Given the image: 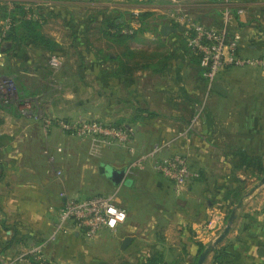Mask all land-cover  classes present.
Here are the masks:
<instances>
[{
    "label": "crops",
    "instance_id": "crops-1",
    "mask_svg": "<svg viewBox=\"0 0 264 264\" xmlns=\"http://www.w3.org/2000/svg\"><path fill=\"white\" fill-rule=\"evenodd\" d=\"M154 2L107 0L103 3L109 10L108 15L112 14L111 18L121 15L128 18L132 14L135 16L136 11L140 18L143 14L154 16L161 10L164 15H170V9H160ZM16 4L32 10L34 15L30 16L43 24V33L58 41L45 32L44 25L45 20L53 16V9L58 7L57 0H0V26L7 22L2 18V7L7 5L12 9ZM236 5L246 10L244 14L234 15L238 32L232 33L241 35L240 52L258 56L264 52V0H236ZM41 6H50L51 10L41 9ZM215 8L221 17L216 5ZM168 24L181 25L177 19H170ZM72 33L78 38L87 37L91 32ZM147 33L150 35L147 37L158 39L154 32L145 31V35ZM174 33H170V38ZM170 38H163V42ZM131 48L170 52L173 56L168 53V58H180V61L173 73L166 76L162 74L164 67L160 68V75H157L160 78L155 77L152 85L146 87L148 82L142 77L122 73L121 62L119 64L117 59L126 64L125 55H110L107 116L123 118V121L107 122L134 126L138 152L152 149L161 139L174 140L164 155L185 156L192 170L200 176L191 179L186 190L178 194L173 182L157 172L151 163L145 169L129 170L128 163L136 154H128L126 147L112 145L92 153L89 138L78 139L62 131L55 122L47 127L45 120L48 118L71 120L79 116L50 104L56 95L47 93L43 86L56 80L53 72L58 68L50 66L49 74L48 53L29 41L0 39V86L5 79L11 78L20 88L9 103L3 102L0 90V264H9L36 243L33 239L43 240L46 236L43 242L45 257L54 264L70 262L60 250L69 240L85 236L83 230L70 223L56 240H49L59 220L64 201L60 193L64 190L78 199L115 195L116 202L128 210V218L116 232H110L122 243L127 236L134 237L126 250L135 253V260L140 256L141 240L146 238L150 241V251L160 253L168 264H197V242L209 245L227 222L228 209L232 206L223 196L228 191L244 192L238 218L218 246L227 250L228 257L214 263L212 252L205 264H264V254L260 251L264 248V185L259 186L264 176V70L259 76L253 74V78L244 79L221 71L215 82L227 89L228 93L222 94L214 89L208 91L199 58L190 50L184 52L177 44L158 47L134 44ZM167 64L170 66L171 62L168 60ZM250 84H259L261 90H251L247 86ZM204 96L210 99L207 107L200 104ZM199 107L203 110L198 123L178 138L180 132L189 128ZM129 118L132 122L127 121ZM101 154L107 157L95 158L94 165L92 157ZM107 166L126 169V182L116 185L105 173ZM57 169L63 170L62 176L57 174ZM86 170H90L88 174ZM103 177L106 183H94L95 178L98 181ZM123 189L127 190L126 198H131L134 208L124 202ZM143 189L152 191L156 206L148 205L136 211L138 202L147 204L142 201ZM134 258L129 261L133 263ZM145 259L144 256L140 258Z\"/></svg>",
    "mask_w": 264,
    "mask_h": 264
},
{
    "label": "rangeland",
    "instance_id": "rangeland-1",
    "mask_svg": "<svg viewBox=\"0 0 264 264\" xmlns=\"http://www.w3.org/2000/svg\"><path fill=\"white\" fill-rule=\"evenodd\" d=\"M7 1V0H6ZM58 1V7L54 8L52 13L53 16L45 20V32L55 37L59 43V50L54 51L53 53H49L48 58L49 61L53 56H56L61 62L60 67L53 72L56 80H52L47 83L43 88H45L46 92L51 95H56L50 100V104H54L53 106L59 107L62 110H68L69 112L83 116L92 120H101L107 123V120H115L117 122L123 121V118L118 117H110L107 116V107L109 106V100L107 98V64L111 62L112 58L110 55L125 57L124 50L128 51L132 45L145 44L151 46L154 44L155 47L165 45H184L185 48L187 45L185 35L181 33L182 31H175L172 38H170V34L164 36L161 33L162 25L168 24L170 19H177L179 15L190 16L197 22H202L208 25L221 26V17L217 13L218 11L215 8V4L212 0H185L180 3L174 2L172 0H155V4H159V8L165 7V9H170V15H164L161 11H158L154 16H147L144 18L143 22V30L146 32H154L157 35L158 39H153L148 33L145 35H138L139 40L131 42L130 45L123 44L120 42H116L111 40L105 33H103V29L106 27L103 26L107 17L112 16L108 15L107 6L103 3L107 0H81L80 3H67ZM88 1L89 3H87ZM48 10L50 6H45ZM44 6H41V9H45ZM238 8H243V6L236 5ZM245 8V7H244ZM215 9V10H214ZM46 10V9H45ZM258 10V9H257ZM174 11V12H173ZM253 12V10H251ZM169 13V12H168ZM80 14V15H79ZM166 14V13H165ZM122 16V15H121ZM120 16V17H121ZM178 20V19H177ZM232 31L238 32V24L235 25L236 22L233 21ZM144 31V32H145ZM239 31H242L239 29ZM72 32H91L87 38L78 36V38L73 37ZM240 34V33H239ZM170 38L169 41L163 42V38ZM242 40V38H241ZM241 40L239 42V52L241 47ZM187 47V46H186ZM132 49V48H131ZM134 50V49H132ZM134 53L136 56L132 59H127L128 68L127 70L134 76L142 77L143 80L148 82L149 87L152 85V81H155V77L160 75V68L162 70V74L166 76L167 74L173 73V70L176 66H178L179 59L168 58L172 53L170 52H157L156 50L150 51H141L137 49ZM185 52V49H183ZM168 53H170L168 55ZM133 54V55H134ZM241 54V52H240ZM176 55V54H175ZM243 55V54H241ZM173 56V55H172ZM248 56V55H243ZM252 56V55H250ZM167 58V59H166ZM168 60L171 62L166 64ZM50 63V62H49ZM48 63V67L50 71L51 64ZM169 67V68H167ZM231 68V69H230ZM257 67L247 66H230L225 69L227 74H230L238 79L244 78H253V74L259 76V72L257 71ZM228 69V70H227ZM118 70L115 69L114 73ZM147 72L146 76H142ZM224 72V71H223ZM51 72H49L50 74ZM140 73V75H138ZM154 78V79H153ZM160 78V77H157ZM9 83L13 85L15 84L14 89L16 93H19V85L17 82L8 78ZM254 81V80H253ZM3 86V87H2ZM248 88H252L251 90H261L259 84H250L247 85ZM38 87L36 90H38ZM0 90L4 96L5 87L1 84ZM249 90V89H248ZM263 91H264V77H263ZM39 92V91H38ZM201 106L207 107L210 104V99L204 96L200 102ZM7 105V104H6ZM199 108L197 109L198 112ZM195 112V114L197 113ZM194 114V115H195ZM131 118L127 119V121L132 122ZM126 120V119H125ZM134 127V126H133ZM135 128V127H134ZM136 131V129H135ZM81 140H87L81 138L79 136H75ZM167 139H161L157 142L163 143L166 142ZM153 144V143H152ZM150 144V146L152 145ZM149 146V147H150ZM152 147V146H151ZM104 149V148H102ZM128 149V148H127ZM59 151H62L58 148ZM149 151L145 150L144 152ZM104 153V152H103ZM108 153V150L105 152ZM104 153V154H105ZM128 154H133L129 150ZM103 154L98 156L90 155L93 159L92 162L95 165L97 163L95 158L99 157H107ZM136 156L129 161L128 167L131 165L132 161ZM137 168L131 169V171H135ZM60 171V175H63V170L57 169ZM91 170V169H90ZM90 170H86V174L89 173ZM100 172V171H99ZM98 174V171L97 173ZM162 175V174H161ZM97 178V177H96ZM95 178V179H96ZM94 179V183L107 182V179L104 177L100 180L96 181ZM166 181L168 179L164 178ZM174 184V183H173ZM164 185V184H163ZM175 189V186H174ZM123 193L121 196L124 198V202L132 205L134 208L131 198L127 199V190L123 189ZM107 194V190H105ZM144 198L142 201H146L147 204H142L138 202L136 204V211L142 210L146 206H156L154 202L156 198L152 196L151 190H142ZM151 208V207H148ZM159 209V207H158ZM161 210V209H159ZM228 216V215H227ZM228 220V218H227ZM227 223V222H226ZM226 225V224H225ZM225 227V226H224ZM223 227V228H224ZM150 231V228L149 230ZM146 231V233H148ZM218 232V235L222 232ZM140 234V233H139ZM48 236H46L47 238ZM75 237V236H74ZM45 239H33L35 244L30 247L37 246L43 243ZM144 238V237H143ZM143 240V241H142ZM141 240L140 247V256L139 259L135 260V256L130 250H122L121 248V239L115 235H113L108 229L101 230L97 235L93 237L81 236L78 238H73L69 240L68 243L64 244L63 252L66 259H69L66 264H127L130 262L129 260L134 258L136 263L137 260L139 262L140 258L144 256L145 258L150 257V255L154 254L151 249L150 241H147L146 238ZM54 241V240H51ZM30 242V240H28ZM49 244V243H48ZM47 247V246H46ZM59 251V253H60ZM44 253V248L43 251ZM46 252V248H45ZM51 261V260H50ZM141 261V260H140ZM53 262V261H51Z\"/></svg>",
    "mask_w": 264,
    "mask_h": 264
},
{
    "label": "built area",
    "instance_id": "built-area-1",
    "mask_svg": "<svg viewBox=\"0 0 264 264\" xmlns=\"http://www.w3.org/2000/svg\"><path fill=\"white\" fill-rule=\"evenodd\" d=\"M137 1L144 2L148 0ZM172 1L180 3L185 0ZM212 1L220 11L221 26L197 22L184 14L179 15L177 18L179 23L184 26L183 32L186 34L189 48L200 55L202 76L207 81L208 91L213 89L217 75L230 66H252L264 70V52L258 56L241 55L239 52L241 35L232 33L234 32L232 27L235 13L244 14L245 8L236 7V0ZM134 14L135 19L131 22L130 27L123 29V32H133L141 28V21L138 18L140 13L136 11ZM5 25L7 28L9 27V20L5 22ZM49 62L54 68L61 65L56 56H53ZM3 85L5 87L3 99L7 102L13 100L17 96L13 87L15 86L14 82L12 85L8 79H5ZM202 110L203 107H199L198 112L188 126L189 128L180 132L178 138L184 136L189 129H192L198 123ZM54 122L64 132L84 139L89 138L92 142V153H97L102 148L112 145H121L128 148L131 153L136 154L129 170L133 168L145 169L151 163L157 172L174 183L175 191L178 194L186 190L191 179L200 176L197 171L192 170L185 156L181 154L164 155L165 149L169 148L174 140L156 143L149 151L138 152L136 132L133 126L116 125L83 116L71 120L48 118L45 120V125L49 127ZM57 174L60 175V171ZM60 195L64 200L63 206L59 220L54 225L49 240H56L70 223H74L77 228L83 230L85 236L93 237L103 229L116 232L117 228L125 223L128 218V210L116 202L115 195H92L85 199H78L65 190L61 191ZM221 230L223 228L218 231ZM44 247V243L28 247L9 264H33L29 257L31 255L37 262L36 264H54L42 252Z\"/></svg>",
    "mask_w": 264,
    "mask_h": 264
},
{
    "label": "trees",
    "instance_id": "trees-1",
    "mask_svg": "<svg viewBox=\"0 0 264 264\" xmlns=\"http://www.w3.org/2000/svg\"><path fill=\"white\" fill-rule=\"evenodd\" d=\"M34 15V12L30 9L25 8L23 5L16 4L12 9L9 8V6L5 5L2 7V18L6 21L9 20V27L7 28L6 25L0 26V39L1 40H7V39H13L18 40L21 39L22 41H29L32 43L35 47H38L44 51H46L48 54L53 53L56 50H59L60 46L59 43L52 37L47 36L43 33L42 26L43 24L33 17L31 18L30 15ZM147 16H150V14H143L139 20L144 22V18ZM135 19V16L132 14L128 18L124 16H119L115 18L108 17L103 26L106 28L103 29V33L107 35L111 40L120 42L123 44L130 45L131 42L138 41L139 37L138 35L144 34L145 30H143V27L134 30L133 32H123V29L125 27H130L131 22ZM142 22V23H143ZM175 27H178L176 24ZM180 31V30H179ZM186 38V34L183 33ZM74 38H77V35L75 34L73 36ZM85 38H87L85 36ZM187 42V38H186ZM184 46V45H182ZM187 46V47H186ZM185 51L190 50L191 53H193L195 56L199 58L200 61V55L192 51L188 43L185 45ZM135 50H132L131 48L124 53L126 58L132 59L135 58ZM134 54V55H133ZM117 61H119L120 68L122 73L126 75H130L131 73L127 70L128 63L126 64L118 58ZM167 64V62H166ZM202 73V68H201ZM132 75V74H131ZM3 102L9 103L10 101H5L3 99ZM263 174H264V166H263ZM244 192H233L228 191L227 194L223 196V200L230 201L232 208L228 209V216L229 218L230 214L232 213L234 207L236 204L239 203V201L243 198ZM197 245L199 246V254L206 248V245H204L201 242H197ZM30 260L33 261V264H36L34 257L31 255L29 256ZM228 257V252L223 247H217L214 250V263L222 262L224 259ZM127 264H168L163 260V257L160 253H154L150 255V257L146 258L145 260H141L138 263H132L128 262Z\"/></svg>",
    "mask_w": 264,
    "mask_h": 264
},
{
    "label": "water",
    "instance_id": "water-1",
    "mask_svg": "<svg viewBox=\"0 0 264 264\" xmlns=\"http://www.w3.org/2000/svg\"><path fill=\"white\" fill-rule=\"evenodd\" d=\"M178 30H184L183 25H179L178 27H173L169 24H164L162 26V34L164 36H167L171 32H175ZM213 89L217 92H220L222 94H227L228 91L222 84L219 82H214ZM106 175L116 184L121 185L126 182L127 179V170L126 169H117L113 166H107L105 170ZM264 185V176L262 177L259 186ZM244 204V198H242L238 204L234 207L232 213L230 214L227 223L225 227L223 228V231L213 240L212 243L206 246V248L199 254L197 264H205L209 255L214 252V250L226 239V237L231 232L233 225L238 218V211L241 209V207ZM133 236H127L123 240V243L121 245V248L124 250L128 247V245L133 241ZM264 254V248H261V250Z\"/></svg>",
    "mask_w": 264,
    "mask_h": 264
}]
</instances>
